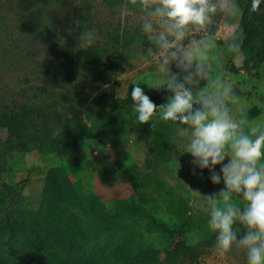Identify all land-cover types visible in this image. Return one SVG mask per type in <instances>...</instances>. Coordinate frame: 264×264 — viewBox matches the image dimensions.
I'll return each instance as SVG.
<instances>
[{
	"label": "rangeland",
	"instance_id": "rangeland-1",
	"mask_svg": "<svg viewBox=\"0 0 264 264\" xmlns=\"http://www.w3.org/2000/svg\"><path fill=\"white\" fill-rule=\"evenodd\" d=\"M59 1L62 5L55 4L47 15H16L23 11V0H0V109L53 108L60 113L54 135L61 136L82 123L89 127L88 114L94 108L107 128L92 138L72 137L74 153L63 157L42 153L35 145L21 151L5 148L6 133L0 129V216L36 206L45 170L59 165L80 195L97 194L104 202L141 198L145 244L160 249L161 258L175 248L173 239L179 237H168L149 217L172 226L180 219L174 216V205L184 202L194 223L182 236L191 254L180 247L176 257L163 264H248L247 249L239 241L249 229L239 220V213L233 224L237 240L224 254L208 223L214 207L233 205L242 212L247 206L242 193H230L228 201L220 195L227 191L221 167L233 156L230 145L225 147L223 164L201 169L189 153L191 125L165 122L158 109L152 129L139 123L134 104L124 106L117 101L134 84L156 105L166 104L171 98H158V88L172 76L206 64L211 73L193 93L192 111H208L207 97L227 111L238 125L237 135L254 140L264 133V66L249 69L237 44L229 41L240 14L236 0H209L215 12L208 13L203 26L187 25L182 37L175 35L171 21L156 14L158 0H149L147 5L143 0ZM69 4L75 6L74 11ZM125 27L161 38L163 43L153 49L126 46L122 42ZM89 32L93 33L91 45L78 40ZM186 39L190 42L183 43ZM225 89H229L227 94ZM257 169L264 170V157ZM213 174L220 176L218 184L212 183ZM133 181L141 187L139 194H134ZM102 238L114 248L121 244L118 233Z\"/></svg>",
	"mask_w": 264,
	"mask_h": 264
},
{
	"label": "trees",
	"instance_id": "trees-1",
	"mask_svg": "<svg viewBox=\"0 0 264 264\" xmlns=\"http://www.w3.org/2000/svg\"><path fill=\"white\" fill-rule=\"evenodd\" d=\"M54 5L59 7L62 3L59 0H23V11L16 15H47ZM236 5L240 14L229 41L237 44L249 69L264 66V0L258 13L250 11L251 0H236ZM67 7L74 11L75 6L69 4ZM33 33L38 34L35 30ZM122 42L126 46L153 49L162 45L163 40L125 27ZM188 42L190 39L183 43ZM230 70L237 71L234 67ZM210 73L206 64H199L176 74L158 88L157 97L172 98L175 91L184 89L193 95L204 83L203 77ZM134 86L130 84L128 95L117 99L120 104H134L131 99ZM59 117L60 113L53 108L41 110L31 105L0 109V129L6 133L2 146L21 151L35 145L42 153H56L63 157L74 153L75 147L69 142L72 137L92 138L99 132L104 134L107 128L106 121L92 108L88 114L92 122L89 127L82 123L73 132L55 136L54 125ZM155 122L154 115L148 125L154 129ZM2 170L0 164V178ZM132 184L134 194H139V184L135 181ZM6 188L11 189L7 185ZM141 200L133 196L104 202L97 194L80 195L62 166H50L45 170L36 206L18 208L14 214L0 216V264H163L164 261L171 262L180 247L183 252L191 254L182 239L186 229L194 228L187 205L182 201L178 206L174 205V216L179 215L180 219L172 226L152 215L149 217L150 223L163 228L168 237H179L176 241L173 239L175 248L166 251L161 258L160 249L145 244L143 216L139 210ZM108 233H118L121 244L115 248L108 246L102 238Z\"/></svg>",
	"mask_w": 264,
	"mask_h": 264
},
{
	"label": "clouds",
	"instance_id": "clouds-1",
	"mask_svg": "<svg viewBox=\"0 0 264 264\" xmlns=\"http://www.w3.org/2000/svg\"><path fill=\"white\" fill-rule=\"evenodd\" d=\"M135 2V0H133ZM149 0H143L147 5ZM153 3L156 0H152ZM160 7L156 14L165 16L171 21V27L176 29L175 35L182 37L184 28L189 24L203 26L209 19L208 13L215 12L216 6L210 5L209 0H158ZM262 0H251L250 11H261ZM236 9V5H231ZM150 28V25H146ZM78 40H85L88 45L93 43V33L79 36ZM229 89H225V93ZM131 99L135 106L137 119L140 124H148L158 108L160 119L165 122H180L191 125L193 138L189 146L192 163L201 169L214 168L223 164L225 147L230 145L233 156L226 165L221 167L225 189L220 195L224 201L230 199V193H242L247 206L240 212L235 206L228 205L221 209L214 207L209 218L210 228L216 232V246L221 254L232 249L237 237L233 231V224L239 213V220L249 231L239 243L247 249L248 264H264V170L257 169L258 161L264 157V133L254 140L248 135H237L238 125L228 116L227 111L205 97L204 104L208 111L193 109L192 93L187 89L175 91L172 98L166 103L157 106L141 87L134 86L131 90ZM211 116V119H209ZM155 127V125H152ZM256 129H253L255 132ZM195 173L193 172V175ZM213 184L220 182V176L213 174ZM211 198V197H210Z\"/></svg>",
	"mask_w": 264,
	"mask_h": 264
}]
</instances>
